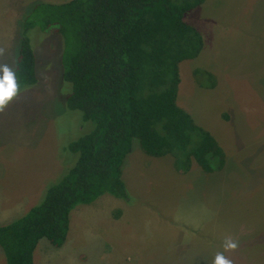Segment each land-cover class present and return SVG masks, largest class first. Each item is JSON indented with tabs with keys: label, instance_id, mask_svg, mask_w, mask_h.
I'll use <instances>...</instances> for the list:
<instances>
[{
	"label": "rangeland",
	"instance_id": "1",
	"mask_svg": "<svg viewBox=\"0 0 264 264\" xmlns=\"http://www.w3.org/2000/svg\"><path fill=\"white\" fill-rule=\"evenodd\" d=\"M38 1L68 0H0V65L12 72L19 21ZM186 19L204 46L179 64L177 102L219 141L224 168L178 170L133 139L122 165L130 199L105 193L77 205L63 245L41 238L34 264H213L218 253L264 264V0H204ZM30 41L38 81L0 107V181L35 184L29 207L75 164L69 144L92 129L67 105L63 37L37 28Z\"/></svg>",
	"mask_w": 264,
	"mask_h": 264
},
{
	"label": "trees",
	"instance_id": "2",
	"mask_svg": "<svg viewBox=\"0 0 264 264\" xmlns=\"http://www.w3.org/2000/svg\"><path fill=\"white\" fill-rule=\"evenodd\" d=\"M203 2L38 1L25 11L14 52L16 91L38 81L31 32L60 34L63 78L71 84L67 105L92 129L69 144L78 158L46 188L42 201L0 225L4 264H34L41 238L62 246L77 205L105 193L129 200L122 165L135 138L147 155L172 156L178 170L193 162L204 172L224 168L219 141L177 102L179 64L204 46L202 32L186 14Z\"/></svg>",
	"mask_w": 264,
	"mask_h": 264
},
{
	"label": "crops",
	"instance_id": "3",
	"mask_svg": "<svg viewBox=\"0 0 264 264\" xmlns=\"http://www.w3.org/2000/svg\"><path fill=\"white\" fill-rule=\"evenodd\" d=\"M44 185L39 188H43ZM38 191V188L33 184L27 185L24 180H16L13 176H9L5 180V184L0 181V225L6 224L20 216L23 212H27L29 207L28 202ZM5 257L2 248L0 247V264H4Z\"/></svg>",
	"mask_w": 264,
	"mask_h": 264
},
{
	"label": "clouds",
	"instance_id": "4",
	"mask_svg": "<svg viewBox=\"0 0 264 264\" xmlns=\"http://www.w3.org/2000/svg\"><path fill=\"white\" fill-rule=\"evenodd\" d=\"M16 80L14 73L6 66L0 65V107L5 105L16 92ZM226 247L234 248V242H229ZM213 264H232V262L225 258L222 253H218L213 260Z\"/></svg>",
	"mask_w": 264,
	"mask_h": 264
}]
</instances>
